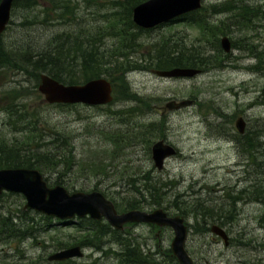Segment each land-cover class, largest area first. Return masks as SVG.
<instances>
[{"label":"rangeland","instance_id":"1","mask_svg":"<svg viewBox=\"0 0 264 264\" xmlns=\"http://www.w3.org/2000/svg\"><path fill=\"white\" fill-rule=\"evenodd\" d=\"M114 1L118 2L79 0V9L74 12L76 19L70 24L23 25L24 17L31 20L41 9L29 17L27 12L19 10L12 18L15 25L4 34V41L42 44L58 35L82 29L96 34L100 32L98 28L103 30L110 26L113 21L109 19L117 18L109 16ZM225 1L206 0L204 6L209 8ZM244 1L251 8L264 10V0ZM209 20L212 24L226 22L229 26L226 36L231 41L232 52L226 54L221 48L223 67L192 78L159 77L153 73L155 66L151 59L155 46L163 39H173L187 47L199 45L208 55H215L212 43L198 42L201 32L197 26L186 22L169 23L141 36L142 46L133 57L145 60L148 69L132 72L127 79L132 92L147 101L149 107L124 100L99 108L49 105L38 90L39 82L30 76L0 69V136H6L10 141H23L24 146L28 145L26 138L29 137L35 140L30 148L40 145L41 152L51 150L59 154L60 159L63 153L67 154V145L57 139L66 137L74 148L70 158L75 165H55L56 172L47 167L40 172L50 186L57 185L56 180L60 179V185L69 193L98 191L120 204L119 198L136 196L130 182L132 178L150 175L164 186V195L158 203L147 195L152 205L145 211L166 208L165 212L171 216L183 213L190 231L186 248L196 264H264V204L229 198L249 184L256 185V181L264 187V21L253 22L248 27L240 23L234 25L237 19L233 14H212ZM106 34L109 36V32ZM102 40V50H111L117 42L105 35ZM254 66L256 70L251 68ZM14 90L21 97L16 99L11 110L20 107L21 112L10 119L4 107L13 104L8 94ZM182 103L186 105L178 108ZM241 117L247 123L243 135L235 127ZM150 124H157L163 133L148 135L146 140L149 141L137 139V133ZM252 132L256 133L255 140L259 139L263 144L257 156L250 160L236 138L245 141L246 135ZM118 135L121 142L115 146L111 138ZM159 141H165L178 151L177 156L166 162L163 171L155 167L149 149ZM61 162L66 161L62 159ZM96 166L106 171L96 172ZM177 200L187 205L202 200L209 206L235 209L237 215L223 226L230 237L229 245L211 232L210 222L203 224L194 214L175 208ZM25 205L26 199L21 194L5 193L0 199V224L7 219L18 230L28 231L27 236L31 235L28 238L20 233L13 236L0 232V264H54L49 261L52 254L74 247L84 240L87 232L108 224L101 220L96 228L89 218L77 219L75 225L59 224L57 219L25 210ZM32 221L38 226L48 225V228L33 235L29 231L35 226ZM199 224L210 227V232H196ZM130 227L119 235H106L97 248L86 246L85 257L73 260L72 264H119L120 260L114 254L122 249L118 243L120 239L137 241L135 244H142L144 251L154 253L158 243L161 249L168 250L174 238L171 228H165L156 237L157 228L150 225ZM8 234V239H4ZM156 259L163 264L168 262L161 254H157Z\"/></svg>","mask_w":264,"mask_h":264},{"label":"trees","instance_id":"2","mask_svg":"<svg viewBox=\"0 0 264 264\" xmlns=\"http://www.w3.org/2000/svg\"><path fill=\"white\" fill-rule=\"evenodd\" d=\"M146 1L148 0H118L117 3L114 1L112 3L113 12L109 16H117V18L109 19L113 21L110 23V26L103 30L98 28L100 32L96 34L87 33L86 30L82 29L79 32L73 31L58 35L53 39L42 42V44L41 42L36 44H14L4 41V34L0 35V69L30 76L37 82H40L42 74H47L65 85H80L105 77L112 83L114 88L113 102L121 100L134 101L149 107L150 104L147 101L143 100L135 92H132L127 79L128 74L132 72L148 69L145 60L133 57V53H136L137 49L142 46L140 43L141 36L150 31L139 28L133 22L134 8ZM78 6L79 0H14L12 18L17 15V11L19 10L27 12V17H29L30 14L40 8V14L31 17V20L24 17L25 22L23 25L70 24L76 19L74 12L79 9ZM207 12L209 14H206ZM212 14H233L235 19H237L234 25L240 23L246 27L252 26L253 22L264 21V10L251 8L244 0H226L221 4L213 5L209 8L204 6L199 11L184 15L171 23L186 22L197 26L201 32L198 42L212 43V51H214L215 55H208L202 51L203 48L199 45L187 47L185 44L175 42L173 39H163L157 44L158 46H155L154 56H151V61L154 62L155 66L154 71L190 68L199 69L203 73L212 69L222 68L224 59L221 58L222 50L219 37L229 34L230 28L225 24L226 22L212 24L209 20ZM11 25H15L13 20L6 31L11 29ZM108 32L109 36L106 34ZM104 35L107 38L117 39L114 48L111 50L101 49ZM52 41L54 42L51 43ZM251 68L256 70V66ZM16 91H10L8 94L13 104L4 107L10 119H13L15 115H19L21 112L20 107L15 111L11 110L16 99L21 97ZM156 132L163 133V130L157 128V124H150L146 128L144 127V130L137 133L136 138L146 140L148 135H153ZM254 135H256L254 132L248 133L245 141L241 138H236V141L241 143V150L248 154V159L250 160L257 156V151L263 144L259 139L256 141ZM26 139L28 145L24 146L23 141H10L6 136H0V169L28 168L42 171L47 167L56 172L57 168L55 165H75L73 164L74 160L70 158L72 153H74V148L66 137L63 136L57 139V141L60 140L61 143L63 142V144L67 145L66 151L68 155L64 153L62 155V159L66 161L65 163L61 162L62 159L59 158V154H55L51 150L47 153L41 152L40 145H34L30 148L29 146L35 143V140L29 137ZM111 142L116 146L117 143L121 142V137L119 135L112 136ZM149 149L151 150V146ZM96 168V172L106 171L101 166H96ZM130 182L136 196L129 199L118 197L121 200L120 204L115 199H109L115 204L116 209L120 213L130 210L145 211L147 206L152 205V202L148 200L149 198H146L147 195L154 203H158L164 195V186L159 181L150 177V175L132 178ZM56 184H62L61 180L57 179ZM170 184L172 185V182ZM255 184H249L246 189L241 190L236 196H229V198L232 201L236 199L237 202L250 199L253 202H262L264 204V187L258 181ZM115 193L120 195V192ZM210 205L203 204L202 200H197L196 204L192 205L178 202V200L175 202V208L179 211L194 214L196 219H200V222L202 221L203 224H209L210 222L211 226L217 225L223 228V226L230 223L229 221L234 218V215H237L235 209L225 210L222 205ZM181 214L177 213L172 216ZM169 215L171 216V214ZM90 223L93 226L99 224V222L92 220ZM47 228L48 225L38 226L36 223V226H32L29 231L34 234L44 232ZM99 228L87 232L84 240L73 246H92L97 248L106 235L111 233L119 235L121 233L111 229L108 224ZM195 231L207 233L210 232V227L199 224V228L195 229ZM0 232L3 234L12 233L13 236L19 233L23 234L22 237L27 236L26 232L18 230L16 225L7 219L1 221ZM9 234L4 239H8ZM118 241L122 249L115 254L113 252V254L120 260L119 264H163L156 259L157 254L168 258L166 264H178L170 248L168 250L161 249L159 243L157 252L153 253L151 250H148V252L144 251L142 244H135L137 241L123 239Z\"/></svg>","mask_w":264,"mask_h":264},{"label":"water","instance_id":"3","mask_svg":"<svg viewBox=\"0 0 264 264\" xmlns=\"http://www.w3.org/2000/svg\"><path fill=\"white\" fill-rule=\"evenodd\" d=\"M205 0H148L133 10V22L144 30H152L168 24L186 14L196 12L203 7ZM14 0L0 2V35H3L12 21ZM221 47L226 54L232 51L228 37L221 39ZM162 78H192L200 70L189 68H174L165 71H153ZM39 92L47 104H86L88 106H104L113 101L112 84L105 78L91 80L82 85H65L47 74L40 77ZM182 103L178 108L185 106ZM172 108L174 105H169ZM239 134H244L247 123L239 118L235 124ZM152 159L155 167L162 171L166 162L178 153L175 147L164 141L156 142L152 148ZM22 194L26 199L25 210L61 220L75 218H90L100 221L104 218L116 230H124L126 224H150L159 228H171L174 238L170 249L178 264H195L187 250L189 229L181 215L171 217L163 209L152 212L131 210L119 213L112 201L100 192L69 193L63 186L49 187L44 176L37 169L14 168L0 169V199L3 193ZM211 232L220 237L225 245H229V236L220 226L211 227ZM84 252L80 246L61 250L50 256V261H67L83 258Z\"/></svg>","mask_w":264,"mask_h":264},{"label":"bare ground","instance_id":"4","mask_svg":"<svg viewBox=\"0 0 264 264\" xmlns=\"http://www.w3.org/2000/svg\"><path fill=\"white\" fill-rule=\"evenodd\" d=\"M160 52V51H159ZM232 192V191H231ZM228 197V196H227ZM229 199V198H228ZM236 200V199H235ZM202 203V202H201ZM115 205V204H114ZM115 208H116V206H115ZM186 209V208H185ZM117 210V209H116ZM118 211V210H117ZM168 213V212H167ZM168 215H169V213H168ZM170 216V215H169ZM171 217H174V216H171ZM103 220H105V221H107V219L106 218H104ZM90 221H91V219H90ZM93 221V220H92ZM230 222V221H229ZM127 225H144V224H126L125 226H124V229L126 228V226ZM146 225V224H145ZM147 225H150V224H147ZM108 226L111 228V229H113L114 231H118V232H123L124 230H116L115 228H113L109 223H108ZM152 226H154L155 228H157V229H160L159 227H157V226H155V225H150V227H152ZM162 229H165V228H162ZM172 252V251H171ZM173 255V254H172ZM175 257V256H174ZM176 258V257H175ZM177 260V259H176ZM178 262V261H177ZM196 264V263H195Z\"/></svg>","mask_w":264,"mask_h":264},{"label":"flooded vegetation","instance_id":"5","mask_svg":"<svg viewBox=\"0 0 264 264\" xmlns=\"http://www.w3.org/2000/svg\"><path fill=\"white\" fill-rule=\"evenodd\" d=\"M152 227H154V226H152ZM111 243H113V242H111ZM72 263H73V261H67V262H57V263H54V264H72Z\"/></svg>","mask_w":264,"mask_h":264}]
</instances>
